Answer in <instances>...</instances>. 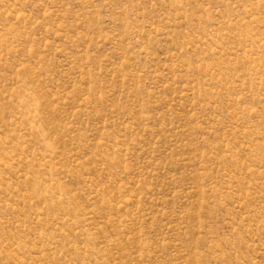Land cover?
I'll return each instance as SVG.
<instances>
[{"label":"rangeland","instance_id":"rangeland-1","mask_svg":"<svg viewBox=\"0 0 264 264\" xmlns=\"http://www.w3.org/2000/svg\"><path fill=\"white\" fill-rule=\"evenodd\" d=\"M0 264H264V0H0Z\"/></svg>","mask_w":264,"mask_h":264}]
</instances>
